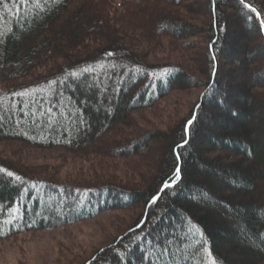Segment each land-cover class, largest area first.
Returning <instances> with one entry per match:
<instances>
[{"label": "trees", "instance_id": "1", "mask_svg": "<svg viewBox=\"0 0 264 264\" xmlns=\"http://www.w3.org/2000/svg\"><path fill=\"white\" fill-rule=\"evenodd\" d=\"M110 1L124 15L92 0H0V144L126 159L153 142L155 172L136 188L70 185L0 155V242L140 205L125 235L84 264H264V72L249 74L264 57V1L206 0L205 87L184 67L148 64L134 36H198L179 14L189 0ZM133 2L163 10L135 21ZM196 87L200 106L177 129L115 136L172 90Z\"/></svg>", "mask_w": 264, "mask_h": 264}, {"label": "rangeland", "instance_id": "2", "mask_svg": "<svg viewBox=\"0 0 264 264\" xmlns=\"http://www.w3.org/2000/svg\"><path fill=\"white\" fill-rule=\"evenodd\" d=\"M92 2L96 5L101 4L98 6L99 9L107 10L109 17L115 15L113 19L124 15V13L116 11L117 9L115 10L114 7L110 6V0H92ZM187 3L193 6L192 9L188 11L182 7L183 9L179 10V14L188 23L199 29L198 36L184 41H178L169 35H162L160 31L149 35L151 38L144 35L140 37L138 33L134 36L139 37L137 40L140 48L137 49L146 54L145 58L148 64H172L184 67L189 75L201 79L205 87L207 81L210 80L208 29L212 17L205 8L206 0H194L192 2L189 0ZM187 3L184 2V7L188 5ZM141 5L139 7L134 2L130 5V16L134 17L131 18L135 21H148L147 14L152 10L157 12L163 10L160 3H150L149 5L148 2L145 4L146 7ZM111 9L114 10L113 13ZM126 10L128 11V9ZM129 21L132 25L133 21ZM235 37L239 43L242 42L240 34ZM261 43L260 35L252 40V45L259 49ZM210 54L213 59L212 52ZM57 62L61 63L58 58ZM221 64L220 62L218 67H214L213 70L219 72ZM239 68L238 66L235 69L239 71ZM254 68L257 70L253 71ZM254 68H251L249 74L255 76L258 72H264V57L258 59L257 66ZM45 72L46 68L43 66L35 74L43 75ZM237 75L240 76V72ZM239 76L237 78L241 81ZM213 82L211 81L209 85H212ZM204 87L172 90L154 107L142 109L135 113L132 126H120L117 129L119 132L114 131L116 132L115 136L122 141L126 139L136 140L147 133L177 129L190 117L195 108H199L201 98L206 92ZM149 144L150 148L141 152L139 156L126 159L118 157L103 159V157H97L90 153L84 156H73L62 150L41 151L24 148L16 143L0 144V155L3 159L20 162L22 166L36 171V174L50 176L59 182L70 185H102L113 181L125 188H136L140 181L146 180L154 174L155 164L160 159L159 146L153 142ZM143 208L144 206L137 205L128 209L104 213L90 221L79 222L55 230L32 232L2 241L0 242V264H84L96 252L110 247L117 238L125 235L127 227L135 222L136 218H140Z\"/></svg>", "mask_w": 264, "mask_h": 264}, {"label": "snow or ice", "instance_id": "3", "mask_svg": "<svg viewBox=\"0 0 264 264\" xmlns=\"http://www.w3.org/2000/svg\"><path fill=\"white\" fill-rule=\"evenodd\" d=\"M252 11L255 12L256 9L255 8H252ZM192 123V121H189V125ZM9 176L12 175V173H8ZM176 175H177V178H179V175H180V170L177 169L176 170ZM166 187H168V185H166ZM212 264H217V262L215 260L212 261Z\"/></svg>", "mask_w": 264, "mask_h": 264}, {"label": "water", "instance_id": "4", "mask_svg": "<svg viewBox=\"0 0 264 264\" xmlns=\"http://www.w3.org/2000/svg\"><path fill=\"white\" fill-rule=\"evenodd\" d=\"M165 188H166V186H165Z\"/></svg>", "mask_w": 264, "mask_h": 264}]
</instances>
